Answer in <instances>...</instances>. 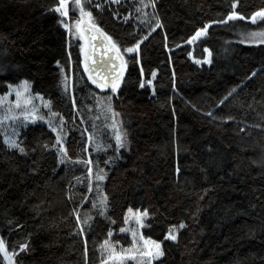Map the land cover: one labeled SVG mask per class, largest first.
<instances>
[{"label":"trees","instance_id":"16d2710c","mask_svg":"<svg viewBox=\"0 0 264 264\" xmlns=\"http://www.w3.org/2000/svg\"><path fill=\"white\" fill-rule=\"evenodd\" d=\"M154 2L84 0L127 61L112 93L89 80L80 43L49 11L58 0H0V81L28 80L50 101L64 118L69 158L44 149L55 135L40 123L20 130L26 155L0 137V238L9 251L27 240L26 251L16 248L19 264H100V245L109 228L123 226L129 208L148 211L142 235L164 253L155 264H264V42L247 39L264 30V20L248 21L264 0H235V9L234 0ZM231 11L245 19L210 23ZM206 23V34L189 44ZM136 41L137 53L123 52ZM205 48L210 62L198 66L189 53L202 60ZM98 90L110 95L127 137L119 152L110 141L100 152L88 149L93 171L98 163L106 174L99 183L104 215L92 207L100 193L94 179L88 191L82 162L92 126L88 105ZM6 91L0 83V95ZM77 212L91 215L90 227L77 224ZM181 222L177 239H165Z\"/></svg>","mask_w":264,"mask_h":264},{"label":"snow or ice","instance_id":"6c2138e0","mask_svg":"<svg viewBox=\"0 0 264 264\" xmlns=\"http://www.w3.org/2000/svg\"><path fill=\"white\" fill-rule=\"evenodd\" d=\"M112 3H118L119 0H111ZM151 6L155 7L154 0H151ZM236 2L232 3V9L236 8ZM95 7L99 8L100 5L97 4ZM79 11V17L75 18L74 24L70 26L65 19L59 21V23L63 24V26L68 29L70 32L72 28H75V32L79 34V38L84 41H94L97 40V35H93L92 33H99V36H102L106 44L101 41V46L103 47V52L100 55L99 59L95 58V50L97 45L93 44L91 47L93 48V54L89 55L85 53V45L81 44L80 51L82 54H85V63L84 70L88 73V78L91 82L96 85L97 88L111 89L112 93H116L117 89L120 86L121 79L124 75V70L127 66V61L124 56L121 54V49L117 45L116 42L113 41L112 37L103 33L94 23L92 12L87 9L86 3H82V0H74L73 11ZM139 11V9H137ZM49 11H54L58 13L62 18L69 17V0H58V3H55ZM87 18V27H84ZM264 20V8L259 9L256 12H253L248 19H251V22L255 24L257 19ZM235 19H245V16L241 15L236 11H231L227 14L225 20L222 21H213L210 23H226L227 20H235ZM158 27H162V25L157 22ZM209 24H204L201 28H198L195 31V34L189 38L188 43H192L198 37L204 35L207 31ZM146 38V37H145ZM247 39L249 42H264V30L262 31H251L247 34ZM140 41H136L131 46H127L123 48L124 53H137L139 49ZM205 52H208V49H204ZM191 55V53H189ZM135 60L136 57L133 56ZM201 61L197 60L196 63H200ZM205 62H210L205 59ZM7 66H4V72H7ZM63 71V69H61ZM141 69V73H142ZM156 73L152 72V76L155 77ZM252 75H255L253 72ZM0 83H6L7 91L0 95V137H2V143L9 149H15L20 154L26 155V146L24 141L18 139L21 135V128H27L28 124L36 123L37 120L45 121L51 132L56 133L55 142L48 144L45 143L43 145L44 149L47 150L49 148L56 149L57 155L60 157L61 161L65 159H69L67 156V150L65 149L63 138L66 133L64 132V118L63 116H59V124L55 123L54 118L57 117V113L52 112L50 109V101H45L39 93L33 94L31 91V83L28 80H21L19 83H13L10 81H0ZM144 81L141 80L140 87H144ZM147 83L149 85L152 84L151 80H148ZM232 91H235L233 89ZM15 94V100L9 101L8 97L12 94ZM231 95V92L228 94ZM39 99L43 105V107L49 108L48 118L46 119L44 115L40 113V106L35 103V101ZM224 99H227L225 97ZM223 103V100L220 101ZM75 100H73V107H75ZM97 107H103L107 113H111L112 118L114 119L118 113H115L111 108V97L109 96L103 105L97 104ZM95 128V125L93 126ZM115 148L114 151L119 152L120 148L126 146V133L121 132L118 128L115 130ZM89 140H93V135H89ZM111 157L109 158V160ZM86 165V170L88 172V191L91 192L93 190V161L91 159L82 161ZM108 160H105L104 163H108ZM104 170L99 168L98 163L96 164V172L94 174V179L96 181H103L105 179ZM96 191L100 193V196L97 200H93L92 207L97 208V204L99 205V214L104 215L107 209V196L104 195L100 190V184L97 183L95 185ZM84 199H87L85 196ZM128 214H131L135 219V223L141 227H143V218L148 216V211L145 209L140 211L139 209L133 213V209L129 208ZM91 219V215L85 214L83 217L77 212L76 213V221L78 225H89V220ZM11 224L12 221H9ZM112 223H115L113 220ZM125 225L129 223V215L126 214ZM90 227V225H89ZM184 228L185 225L181 222L178 226H171L165 239H170L175 241L177 239L176 228ZM120 232L128 231L132 236V243L128 248H120L117 250L116 245L119 244V241H112L110 239H105L103 243L100 245L101 250V262L100 264H125V260L128 258L134 259L136 264H152V261L158 259L163 256V251L161 250V243L157 240L146 238L144 235H138L137 229L135 227L125 228L121 227L119 229ZM79 234L84 235L83 227L79 228ZM108 237L112 236V229L109 228ZM87 241H85V244ZM18 247L19 251H26L29 248V244L27 240L25 242L19 243L18 246H13V250L9 251L6 246L5 239L0 238V253L3 254L4 259L7 261V264H19V261L15 259L18 256V251L16 248ZM87 256V249L85 248V257Z\"/></svg>","mask_w":264,"mask_h":264},{"label":"rangeland","instance_id":"374dc122","mask_svg":"<svg viewBox=\"0 0 264 264\" xmlns=\"http://www.w3.org/2000/svg\"><path fill=\"white\" fill-rule=\"evenodd\" d=\"M82 3H84V0H82ZM73 7H74V0H69V17L68 18H62L61 17L62 19H65L66 22L70 26H72L74 24L75 18L79 17L78 9L76 11H73ZM248 21L251 22V19H249ZM259 21H262V20L258 18L256 23H258ZM66 32H67L68 35L72 36L76 41H78L80 43V46H81V44H84L86 46V41L81 40L79 38V34L75 32V28L74 27L72 28L71 32L68 29H66ZM204 35L198 37L196 40L202 38ZM195 41H193L192 43H189V44H193ZM189 56H190L191 60L195 64H197L198 66H200L202 64H204V65L209 64V62H205L206 58H207L208 61H210V53L209 52H205L204 58L202 60H199V61H201L199 64L196 63V61L198 59H195L192 56V54L189 55ZM68 80H70V79L68 78ZM31 91H32L33 94H35L33 92V90H32V87H31ZM103 91H111V89L109 88L108 90H103ZM3 94H1V95H3ZM109 96L110 95H108V94H100V91L98 90L95 93V97L92 99V103L88 105L92 126H91V130L90 131L85 129V133H86V147H85V151L87 152V160L90 159V155H89L90 151H88L89 148H91L95 152H98V151L100 152L101 149H105V145H107V144L110 145L109 143H111V142H113V144L115 145V138H114L115 130L118 128L122 132L121 126H120V120H119L118 115L115 116L114 119H113L111 113H107L106 114V110L103 107H97L98 103L103 105L104 102L107 100V98ZM8 99H9V101H14L15 100V94L13 93L12 95H10L8 97ZM35 103L40 106V113L42 115H44L45 118L47 119L48 118V113H49V108L43 107V105H42V103H41V101L39 99H37L35 101ZM111 108H112V106H111ZM57 117H59V116L57 115ZM57 117L54 118L56 124L59 123V118H57ZM36 123L43 124L44 126H46L50 130L48 124L45 121L37 120ZM94 125H95V128L93 127ZM90 134L93 135V140L92 141L89 140V135ZM54 135L56 136V133H54ZM106 141L107 142L110 141V142L107 143ZM123 149H124V147L120 148L119 151H121ZM11 150H15V149H11ZM108 164H109V162L107 164L105 163V165H108ZM99 168L103 169V167H99ZM95 172L96 171L94 170L93 171V179H94ZM94 181H95L96 184L101 182V181H96L95 179H94ZM99 196H98V198H99ZM98 198H97V200H98ZM135 212L136 211L133 210V213H135ZM126 214L129 215V223L127 225H125V223L123 222V226L122 227H125V228L135 227L137 229L138 235L142 234V229L145 227L146 220H147L148 216L143 218V225L144 226L141 227V226H139V225H137L135 223L134 217H132L131 214H128V211H126L125 216H126ZM83 215H85V214H83ZM125 216H124V220H125ZM112 237H115V238L121 237V238H117L116 240H113ZM107 238L112 240V241H119V244L116 245L117 250H119L120 248H128L131 245V243H132V236H131V233L128 232V231L120 232L118 230L116 233L112 232V236L110 238L109 237H107ZM2 256H3V254H2ZM160 258L161 257H159L158 259L153 260L152 264H155ZM127 263L136 264V261L134 259L128 258V259L125 260V264H127ZM6 264H7V261H6ZM109 264H111V262H109Z\"/></svg>","mask_w":264,"mask_h":264},{"label":"water","instance_id":"95a60500","mask_svg":"<svg viewBox=\"0 0 264 264\" xmlns=\"http://www.w3.org/2000/svg\"><path fill=\"white\" fill-rule=\"evenodd\" d=\"M86 20V23L85 25H83L84 27H87V18H85ZM99 28V27H98ZM100 29V28H99ZM101 30V29H100ZM93 35H97L98 39L97 40H94V41H86V48H85V53L89 54V55H92L93 54V48L91 47V45L95 44L97 45L96 47V50H95V58L96 59H99L100 58V55L101 53L103 52V47L101 46V41H103L104 44L107 43V41H105L103 39L102 36H99V33H95L93 32L92 33ZM82 54V53H81ZM84 63H85V54H82V64H83V68H84ZM85 71V70H84ZM86 73V72H85ZM88 75V73H86Z\"/></svg>","mask_w":264,"mask_h":264},{"label":"flooded vegetation","instance_id":"af4514ba","mask_svg":"<svg viewBox=\"0 0 264 264\" xmlns=\"http://www.w3.org/2000/svg\"><path fill=\"white\" fill-rule=\"evenodd\" d=\"M86 48V47H85Z\"/></svg>","mask_w":264,"mask_h":264}]
</instances>
